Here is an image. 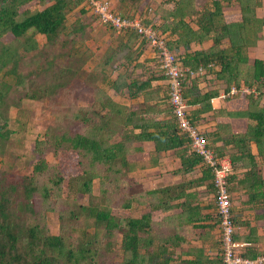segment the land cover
Listing matches in <instances>:
<instances>
[{
  "label": "trees",
  "instance_id": "16d2710c",
  "mask_svg": "<svg viewBox=\"0 0 264 264\" xmlns=\"http://www.w3.org/2000/svg\"><path fill=\"white\" fill-rule=\"evenodd\" d=\"M82 4L0 0V156L9 135L2 132L8 102L19 107L22 97L46 100L53 118L33 144L28 173L0 166V264H219V248L215 260L202 248L184 249L201 240L204 211L216 213L214 196L203 208L201 189L194 190L205 187L214 195L213 175L179 133L168 88L156 85L165 80L156 57L141 61L147 44L136 33L86 16ZM259 7L261 0H118L112 6L114 13L137 18L167 39L187 69L182 97L191 120L212 113L215 126L205 138L218 157L229 159L228 191L239 201L232 207L234 239L250 244L243 253L251 259L264 247L258 233V225L264 227V60L248 57L262 39ZM228 11L238 13L228 19ZM97 26L112 31L116 46H109L82 80L90 91L86 102L78 97L75 102L71 90L91 61L83 41ZM23 68L28 73L22 74ZM33 76L41 87L26 91ZM105 85L128 103L117 102ZM231 88L237 94L223 98L224 108L214 109L212 101ZM20 90L23 96L11 101L10 93ZM167 153L178 162L174 175L180 182L141 189L133 175L155 169ZM197 168L200 177L188 180ZM96 180L98 195L93 194ZM47 214L57 218L56 234L46 231L42 216ZM215 220L219 226L217 213Z\"/></svg>",
  "mask_w": 264,
  "mask_h": 264
},
{
  "label": "rangeland",
  "instance_id": "374dc122",
  "mask_svg": "<svg viewBox=\"0 0 264 264\" xmlns=\"http://www.w3.org/2000/svg\"><path fill=\"white\" fill-rule=\"evenodd\" d=\"M106 1V0H104ZM108 4L112 8V6H116L118 4V0H107ZM111 2V4L109 3ZM234 13V14H232ZM228 17V19H233V15H236V12L228 11L225 13ZM86 16H91L88 13H86ZM257 16L261 18L264 21V0H261V8L258 10ZM74 15H71L69 17V22H73ZM89 38L88 40L83 41V51H89L91 53L90 59L91 61H86L85 66L83 68V71L80 73V75L77 76L76 82H77V88L73 87L72 92V101L77 100V97L80 98L81 101L86 102V96L90 94L89 89L84 90L85 87L82 85V80L84 82L86 73L91 71L95 61H98L101 56L105 53L106 49L109 46H112L113 48L116 46V39L114 38V34L112 31L108 28H105L103 26H97L92 32H89ZM3 40L8 41V39L4 38ZM37 40L40 44H43L45 42V38L37 37ZM147 46V45H146ZM197 48V47H193ZM248 57L250 61H253L254 59H260L264 60V32L262 34V39L260 42L257 43V45L254 48H251L248 50ZM24 62H27V60H24ZM25 67V66H23ZM27 68L22 69V74H26ZM117 73H114L112 75V78L116 77ZM88 79V77H86ZM2 79H0L1 81ZM7 83H12L10 79H5ZM25 83V89L26 91L29 90L30 86L36 87L40 86L41 83L39 79H37L35 76L28 79ZM79 80L81 82H79ZM87 81V80H86ZM105 90L108 92L109 95L114 97V99L119 103H128L121 99L119 96H115L108 85L103 86ZM24 94V91L20 90L18 92L14 91L10 93L9 97L10 100H17L18 97H22ZM80 103V101H79ZM214 106L219 107L220 101L218 99L214 100ZM7 116V124L3 128L2 132H9V135L7 136V139L3 140L5 145L4 155L0 156V166L5 167L6 169H10L14 173H28L30 171V164L32 161H34V155L32 153V148L34 142H36L39 138H42L45 131L48 127H50L53 124V118L51 116L50 110L47 107V101H35L30 100L28 98L22 97V100L18 106H14L11 104V102H8V108L6 111ZM4 120H1L0 123H2ZM201 127H202V123ZM200 127V126H199ZM203 130V128H201ZM5 134V138H6ZM3 143V142H2ZM213 151V150H212ZM214 152V151H213ZM215 153V152H214ZM216 154V153H215ZM217 155V154H216ZM218 156V155H217ZM221 158V157H220ZM46 159L49 163V165H54L55 159L52 155L47 154ZM226 159L229 161L228 157ZM230 163V162H229ZM171 165H167L164 169V172L170 174ZM161 172V171H160ZM135 181L139 183L143 190H152L159 188V165L152 170L137 172L133 175ZM164 183H168L167 181H164ZM98 187L99 183L98 180L94 181L93 183V194L98 195ZM243 193V192H242ZM237 194L238 196L241 195ZM236 195V196H237ZM235 195H231V198ZM73 198L74 196L71 195ZM81 203H86L85 198H81L79 200ZM238 200L231 199L232 206H238ZM148 207L146 206L145 210H147ZM120 216H127L128 213H120ZM133 216H138L141 214V211L132 213ZM130 214V215H132ZM253 212L247 213V216H250L252 218ZM154 215L153 218H155ZM159 218V216H157ZM43 222L46 224V231L51 234H56L58 232V221L55 215L53 214H47L46 216H42ZM258 233L264 237V227H261L258 225ZM261 251V250H260ZM264 253V251H262Z\"/></svg>",
  "mask_w": 264,
  "mask_h": 264
},
{
  "label": "built area",
  "instance_id": "2783aa9c",
  "mask_svg": "<svg viewBox=\"0 0 264 264\" xmlns=\"http://www.w3.org/2000/svg\"><path fill=\"white\" fill-rule=\"evenodd\" d=\"M82 7L89 15L99 18L102 24H107L110 28L136 33L147 46L154 50L159 69L165 78L168 103L179 133L186 136L192 151L202 159L203 165L208 167L213 175L215 206L219 219V264H264V253L252 259L245 257L243 250L250 244L237 242L234 239L236 229L232 217L231 196L228 191L230 163L226 157L220 158L208 148L205 132L191 120L189 108L182 97V79L187 69L182 67L176 53L168 48L167 39L160 36L153 27L143 25L137 18L114 13L107 1L83 0ZM247 91L244 89V92ZM231 94H237V90L231 88L230 94L223 93L221 98Z\"/></svg>",
  "mask_w": 264,
  "mask_h": 264
},
{
  "label": "crops",
  "instance_id": "0c3cea01",
  "mask_svg": "<svg viewBox=\"0 0 264 264\" xmlns=\"http://www.w3.org/2000/svg\"><path fill=\"white\" fill-rule=\"evenodd\" d=\"M109 3L111 4V2H109ZM260 8L261 7H259L256 10V15H257L258 10ZM232 12L238 13V11H232ZM232 14H234V13H232ZM263 32H264V25H263L262 34H263ZM142 52H143V55H142L141 61L152 60L155 56L154 50H152L149 46H145L143 48ZM156 85H160L164 88L167 87L165 81H159L158 83H156ZM205 86H206L205 82H202V84L200 85V88L205 89L206 88ZM222 94H223V92H220V97L217 98L220 101L219 107L214 106V100L215 99L212 101V106L214 109L224 108L225 105H224L223 99L221 98ZM200 123H202V127H201ZM196 124L198 127L200 126L199 128H203V131L205 133L207 131H209L211 128H213L215 126V121L213 120L212 113H207V114L202 115L201 119L198 122H196ZM167 165L172 166L171 170H170L172 172L170 174L164 172V169ZM177 168H178V162L174 159V157L171 156L170 153H167L165 158H163L161 160V162L159 163V185H160L159 188L164 187V186H168V185H172V184H177L180 182V180H181L180 176L174 175V171ZM200 175H201L200 169L197 168L193 171V173L188 175L187 178H188V180L196 179V178L200 177ZM164 181H167L168 183L165 184ZM200 189H201V193H202L200 206L203 208H207L210 206V201H212L214 195L207 193V191L205 190L206 189L205 187L195 188L194 190L198 191ZM215 214L216 213H215L214 209L208 208L204 211L202 216L205 218V221L202 222L201 224L204 225L206 227V229L203 230L202 233H200L201 240L191 242L190 245L184 246V249L202 248L205 251L206 256H208L212 260L216 259V256H217L218 251H219L218 250L219 247L217 244L218 226L216 224V220L214 221ZM208 227H211V228H208ZM242 231H243V233L247 232V230H245V229H242ZM259 250L264 251V247H261ZM183 258L189 259V260L193 259L192 256H187V257H183Z\"/></svg>",
  "mask_w": 264,
  "mask_h": 264
}]
</instances>
